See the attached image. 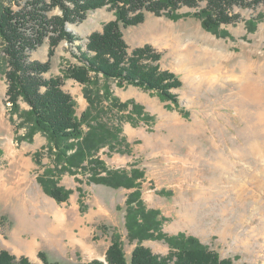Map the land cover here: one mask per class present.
<instances>
[{
  "label": "rangeland",
  "instance_id": "rangeland-1",
  "mask_svg": "<svg viewBox=\"0 0 264 264\" xmlns=\"http://www.w3.org/2000/svg\"><path fill=\"white\" fill-rule=\"evenodd\" d=\"M0 4L18 8L14 0ZM204 5L182 7L178 19L147 12L142 23L123 29L130 50L154 47L161 55L160 66L178 75L182 85L172 91L180 104L155 90L89 72L99 81L97 91L103 94L105 88L120 102L135 103L126 110L105 103V118L121 126L122 141L115 150L101 148L98 156L109 169L125 170L129 177L137 170L142 177L133 176L139 187L114 188L92 182L85 169L59 173L58 184L72 191L64 204L38 181L46 168L56 166L51 150L55 147L43 131L28 139L29 124L22 115L31 109L26 101L20 98V109L12 110L0 39V249L17 258L26 256L34 264H44L40 252L51 261L106 262L118 233L130 258L136 242L127 236L126 200L139 189L147 207L161 212L165 233L196 236L239 263L264 264V4L235 6L239 18L216 32L193 14ZM49 15L62 16V10L55 6ZM115 19L109 5L89 10L84 20L66 23L79 40H61L50 58L46 38L29 53L30 60H50L45 76H63L68 68L82 66L77 47L85 49L90 35ZM64 82L82 115L89 106L87 87L73 78ZM65 165H59L61 170ZM49 198L89 220L94 232L86 237L87 248L67 249L66 256L64 250L25 254L28 250L14 229H30L23 224L24 216L37 211L33 204L38 201L47 209ZM143 244L159 256L170 252L164 240Z\"/></svg>",
  "mask_w": 264,
  "mask_h": 264
},
{
  "label": "trees",
  "instance_id": "trees-1",
  "mask_svg": "<svg viewBox=\"0 0 264 264\" xmlns=\"http://www.w3.org/2000/svg\"><path fill=\"white\" fill-rule=\"evenodd\" d=\"M14 1L17 9L0 4V39L7 63L8 101L12 103L13 111L20 109V98L30 105L29 111L22 112L29 124L28 139L32 140L36 131H43L55 147L51 150L56 166L46 168L38 176V181L45 192L60 203L67 201L72 193L58 184L59 173L66 171L75 173L74 170L85 169L91 172L92 182L114 188L139 187V183L135 182L141 176L139 171L135 170L129 177L125 170L109 169L98 156L101 148L109 146L115 150L122 141L121 126L111 125L112 120L107 121L105 118V103L110 102L111 109L123 107L124 110L133 103L120 102L110 95L108 89L103 88V94L97 91L99 81L89 72L101 74L107 79H117L122 84L155 90L162 97L180 104L172 91L182 85L178 75L160 66L161 55L154 47L146 45L130 50L124 28L142 23L147 12L178 19L182 7H200L205 2L204 7L193 14L206 29L216 32L222 24L233 23L239 18L234 13L235 6L264 4V0ZM108 5L115 10L116 19L105 24L102 32L90 35L85 49L77 47V58L81 60L82 66L68 68L63 76L46 77L45 74L51 70L50 60H30L29 53L46 38L50 39V58L61 40L66 38L71 43L79 40L78 36L67 30L66 23L84 20L89 10ZM55 6L60 7L62 16L49 15ZM65 78H73L87 87L85 95L89 106L80 116L77 114L75 98L64 88ZM63 162L66 165L61 170L59 165ZM125 218L127 236L130 242H136L131 257L128 258L126 254L122 236L115 233L106 252V262L95 259L80 264H249L222 257L196 236L165 233L162 230L161 212L147 207L139 189L130 193L126 200ZM148 239L164 240L170 246V252L164 256L155 254L143 244ZM40 257L44 264H76L51 261L43 252H40ZM0 264L34 263L26 256L17 258L9 251L0 249Z\"/></svg>",
  "mask_w": 264,
  "mask_h": 264
},
{
  "label": "crops",
  "instance_id": "crops-1",
  "mask_svg": "<svg viewBox=\"0 0 264 264\" xmlns=\"http://www.w3.org/2000/svg\"><path fill=\"white\" fill-rule=\"evenodd\" d=\"M48 201L47 209H43L45 202L38 201L33 204L37 211L32 212L31 216H24L23 224L30 229L25 228L23 232L14 229L19 243L28 250L25 254L35 256L39 251L64 250L62 255L66 256L67 249L78 251L83 247L87 248L86 237L94 232L89 220L79 216L75 210L63 208L60 204L64 203L58 204L51 198Z\"/></svg>",
  "mask_w": 264,
  "mask_h": 264
},
{
  "label": "bare ground",
  "instance_id": "bare-ground-1",
  "mask_svg": "<svg viewBox=\"0 0 264 264\" xmlns=\"http://www.w3.org/2000/svg\"><path fill=\"white\" fill-rule=\"evenodd\" d=\"M211 54H212V53H211ZM252 90H253V89H252ZM247 94H248V93H247ZM252 94H253V93H252ZM254 97H255V96H254ZM256 97H257V96H256ZM249 99H250V98H249ZM12 153H15V152H12ZM16 153H17V152H16ZM13 155H15V154H13ZM17 155H18V154H17ZM15 156H16V155H15ZM15 156H14V157H15ZM243 185H244V184L241 183V187H242V188H243ZM243 189H244V188H243Z\"/></svg>",
  "mask_w": 264,
  "mask_h": 264
}]
</instances>
